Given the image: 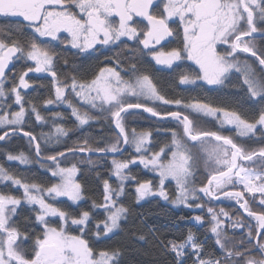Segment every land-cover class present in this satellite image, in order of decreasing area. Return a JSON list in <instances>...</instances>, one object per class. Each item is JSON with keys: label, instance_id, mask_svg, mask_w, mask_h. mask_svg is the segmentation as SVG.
<instances>
[{"label": "snow or ice", "instance_id": "6c2138e0", "mask_svg": "<svg viewBox=\"0 0 264 264\" xmlns=\"http://www.w3.org/2000/svg\"><path fill=\"white\" fill-rule=\"evenodd\" d=\"M0 17L23 25L7 32L0 28V142L22 133L41 168L47 165L55 178L50 184L38 183L0 164V185L10 183L20 190L17 195L0 189V264H121V247L98 245L124 231L130 208L122 198L129 181L136 203L159 196L175 206L204 209L210 216L209 231L223 258L209 257L207 238L199 241L189 231L182 241H161L174 254L175 264H187L186 257L193 258L192 264H264V211H254L245 198L251 194L253 203L258 200L264 209V0H0ZM177 37L179 46L166 50V42ZM53 41L75 49L77 55H91L99 46L127 49L128 56L122 59L114 52L115 59L105 56L106 63L89 77L78 78L67 70L58 72L61 62L71 73L79 70L62 60ZM244 54L255 58L259 72ZM17 61L26 65L24 70H16ZM187 62L191 64L185 69ZM147 64L176 73L179 86L210 92L229 85L236 91L243 88L254 111L216 106L206 97L166 98ZM30 73L51 77L52 94L41 102L26 98L27 90L34 88L27 79ZM236 76L239 83H232ZM13 105L18 110H12ZM60 105L70 109L79 128L102 118L115 138L102 134L99 141L83 138L63 151L42 152V143L47 149L68 136L62 113L46 117L41 112L42 107ZM141 113L174 122L173 128L155 130L156 135H167L168 143H157L153 130L126 127L128 118ZM33 117L41 127L61 122L54 127L58 135L25 131ZM201 118L215 121L216 130L203 127ZM226 129L232 134H224ZM128 147L134 154L115 158ZM85 153L111 154L110 177L97 174L102 183L99 202L92 199L88 210L70 211L60 198L74 205L90 199L78 176L81 164L95 166V161L91 155L68 161ZM6 160L33 163L23 151L6 153ZM136 164L157 174L158 183L133 175L131 166ZM111 177L116 178L115 187ZM168 180L176 185L173 199L165 190ZM222 199L235 202L249 222L211 206ZM190 219L204 224L201 215ZM225 219L232 230H243L238 239L227 235Z\"/></svg>", "mask_w": 264, "mask_h": 264}, {"label": "trees", "instance_id": "16d2710c", "mask_svg": "<svg viewBox=\"0 0 264 264\" xmlns=\"http://www.w3.org/2000/svg\"><path fill=\"white\" fill-rule=\"evenodd\" d=\"M23 28L18 19L13 20L11 18L0 17V28H3L5 32L8 29ZM31 33L26 28L24 29V37L30 36ZM19 38V37H18ZM66 38V37H65ZM56 48L57 52L60 54L62 60L66 58L73 67L79 70L78 73H71L70 69L62 62L57 65L58 72H65L66 70L69 74L77 75L78 78L89 77V74L93 70L97 69L106 63L105 56L110 59H115L114 52L119 53L121 58H126L128 56V50L115 49L110 51L105 48L98 47V51H94L91 55H77L75 49L65 47L60 45L58 42H51ZM260 41L257 40L259 45ZM180 44L179 38H175L172 44H170L166 50L172 47H178ZM248 59L249 63L256 68L257 72L259 69L256 67L255 58L251 57L250 54H244ZM191 62H187L184 68L187 69ZM150 71L153 72L158 81V87H161L163 94L166 98H207L209 101L213 102L216 106L228 107L230 109L235 108L242 113L254 111L251 103L247 101L243 88L240 91H236L229 87L221 89L216 92H210L204 87H187L179 86L176 83L177 74L170 73L167 70L157 71L152 64H147ZM26 65L23 62H15V68L17 71L24 70ZM34 84L33 89L27 90L26 98L30 97L34 103L41 102L43 99L49 97L51 93V77L47 74L37 75L35 73H30L27 77ZM239 77L233 78L232 83H239ZM43 85V87H40ZM75 104L76 102L73 101ZM79 107V105H77ZM171 107V106H170ZM12 110H18L15 105H13ZM82 111L86 109H81ZM158 110H163L158 108ZM174 110V108L172 109ZM60 112L65 117L62 122V126L69 130L68 136L60 137L59 144L50 143L48 148H44V144H41L42 152L47 154H54L55 151H63L67 147H71L74 143L82 142L83 138H96V141L100 140L101 135L109 136L115 138V133L110 130L107 126V122L102 118H98L95 121L90 122L89 126H84L83 128L77 127V122L70 115V109L66 105H60L56 107L49 106L48 108H41V112L46 117L51 116L53 112ZM93 114V113H90ZM61 122H57L56 125L50 121L48 124L41 127L35 120L34 117L28 120V126L25 127V131H34L35 133L44 132L51 133L54 137L58 134L55 133L54 127L60 126ZM200 123L203 127L216 130V122L211 118H201ZM126 127L136 128L137 131L141 130H153L155 141L161 145L168 143L169 137L167 135H156L155 130L157 128H173L175 127L174 122L164 121L161 122L156 118H151L146 113H141L137 116H132L126 121ZM178 130V129H177ZM4 129L0 128V134H3ZM226 134H232L231 130L226 129L224 131ZM93 147L97 144L90 139ZM23 151L25 154L33 160L30 165H21L19 162H8L6 160V153L11 152L13 154H18ZM134 154V148L128 147L127 151L123 156H117V159H126L130 155ZM87 155H80L73 160L71 156L68 157V161L78 162L81 160H86ZM111 156H98L91 155V159L95 161V166H90L87 163L80 165L81 175L78 179L85 187V196L90 199L81 201L79 205L72 204L67 198H60V202L63 203L65 208L68 210H74L77 207L83 208L84 210L89 209V205L92 199L97 202L101 200L102 183L98 179V175L102 178L110 177L111 168ZM67 163V161H65ZM0 164L4 165L7 169L13 171L19 176L27 179H34L38 183L50 184L55 182V178L51 177L50 172L45 168H41L40 163L37 162L35 154L33 152V146L28 143V140L23 135H14L11 139L6 138V141L0 143ZM131 172L139 180H152L156 183L158 179L153 175V172L149 169H144L142 165L136 164L131 166ZM203 179V176H201ZM110 183L115 187L116 178L111 177ZM11 189L13 194H20V190L12 188L10 183L8 185H0V189ZM165 190L167 194L170 195V199L175 198L177 193L176 185L172 181H168L165 184ZM259 197V194H256ZM246 199H249L250 205L254 211H264L261 209L257 202L253 203L251 199V194H246ZM125 206L130 208V215L126 222L123 223L122 227L124 231L118 233L115 237L110 240H106L104 243L99 244V247H112L114 245L119 246L123 249L124 255L121 264H175L174 254L167 251L161 246V241H182L186 238L187 233L191 231L199 241H204L205 250L211 258H223V251L215 244L214 234H211L209 229L210 216L206 213L204 209L188 208L185 206H173L168 202H165L162 197L155 196L149 197L140 203L135 202V191L133 182H127L125 186V196L122 198ZM209 205H206L207 207ZM214 207L224 208L225 211L229 212L233 218L239 216L243 221L249 222L247 214H243L238 208L235 202L227 201L222 199L217 202ZM25 214L27 209H24ZM194 215H201L204 219V224L200 225L194 223L190 217ZM225 225L228 228L227 235L232 239H238L239 233L243 230H232L230 226L227 225V220L225 219ZM145 236L144 240L138 239L139 236ZM187 251H191L188 249ZM208 258V257H206ZM187 264H192L193 258L186 257Z\"/></svg>", "mask_w": 264, "mask_h": 264}, {"label": "water", "instance_id": "95a60500", "mask_svg": "<svg viewBox=\"0 0 264 264\" xmlns=\"http://www.w3.org/2000/svg\"><path fill=\"white\" fill-rule=\"evenodd\" d=\"M20 135H23L22 133L20 134ZM3 142V141H2ZM1 143V142H0ZM82 155H87V156H89V155H98V156H104L103 154H96V153H92V154H87V153H85V154H82ZM107 156H111V157H113L111 154H109V155H107ZM117 156H120L119 154H116V157ZM42 162V161H41ZM238 208H239V206H238ZM240 209V208H239ZM241 210V212L243 213V214H245L246 215V213H244L243 212V210L242 209H240Z\"/></svg>", "mask_w": 264, "mask_h": 264}, {"label": "rangeland", "instance_id": "374dc122", "mask_svg": "<svg viewBox=\"0 0 264 264\" xmlns=\"http://www.w3.org/2000/svg\"><path fill=\"white\" fill-rule=\"evenodd\" d=\"M224 134H226V133H224ZM153 175L154 176H156L157 178H158V175L157 174H155V173H153ZM168 181H171V180H168ZM168 181H166V182H168ZM166 182H165V184H166ZM172 182H174V181H172ZM158 183V179L156 180V183H153L154 185L155 184H157ZM175 183V182H174ZM169 195V194H168ZM169 197H170V195H169ZM147 199V198H146ZM164 200V199H163ZM165 201V200H164ZM51 202V201H50ZM165 202H168V203H170L171 205H173L171 202H170V200L169 201H165ZM173 206H175V205H173Z\"/></svg>", "mask_w": 264, "mask_h": 264}, {"label": "flooded vegetation", "instance_id": "af4514ba", "mask_svg": "<svg viewBox=\"0 0 264 264\" xmlns=\"http://www.w3.org/2000/svg\"><path fill=\"white\" fill-rule=\"evenodd\" d=\"M174 41V39H170V41L166 42L165 44V48H167L170 44H172V42ZM99 47V46H98ZM13 66L10 65V68H12ZM36 74V73H35ZM43 73L37 74V75H42Z\"/></svg>", "mask_w": 264, "mask_h": 264}]
</instances>
